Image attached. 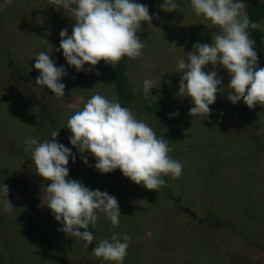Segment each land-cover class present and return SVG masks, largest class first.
Listing matches in <instances>:
<instances>
[{"label": "rangeland", "instance_id": "1", "mask_svg": "<svg viewBox=\"0 0 264 264\" xmlns=\"http://www.w3.org/2000/svg\"><path fill=\"white\" fill-rule=\"evenodd\" d=\"M137 2L148 5L158 19L141 22L143 30L137 35L145 47L140 57L129 59L126 71L139 95L122 105L168 140L169 154L183 165L179 178L164 177L173 198L166 196L164 186L148 190L119 169L102 174L90 167L79 176L69 173L90 189L114 196L122 216L114 228L101 214L95 229H88L95 236L88 248L58 231L62 225L41 204L49 181L35 172L25 138L43 141L58 130L56 140L76 153L70 131L62 127L92 95L117 98L109 74L115 67L101 60L93 71L77 72L67 65L62 50L55 49L60 30L71 34L75 22L48 5L49 0H0V183L8 186L13 206L0 211V264H101L91 250L113 232L130 238L123 264H264V105L232 104L227 99L229 74L219 65H208L204 70L217 71L224 91L217 92L208 118L190 116L191 98L178 95L181 73L176 63L195 42L211 43V34L218 30L194 13L190 0H180L172 12L161 10L163 0ZM260 23L264 33V19ZM51 46L50 58L68 72L61 80L64 98L35 83V57ZM257 56L264 67V49ZM145 78L156 86L151 96L142 91ZM44 101L55 115V129L41 111ZM147 105L162 114L148 112ZM171 113L178 114L170 118ZM83 155L94 165V157ZM75 161L84 164L80 154ZM213 215L224 225L217 227L208 218Z\"/></svg>", "mask_w": 264, "mask_h": 264}, {"label": "clouds", "instance_id": "2", "mask_svg": "<svg viewBox=\"0 0 264 264\" xmlns=\"http://www.w3.org/2000/svg\"><path fill=\"white\" fill-rule=\"evenodd\" d=\"M190 3L197 16L210 20L218 30L211 34V43L195 42L193 50L185 52L186 58L176 63V72L181 73L178 95L191 98L190 116L208 118L209 106L215 102L217 92L224 91L217 71L204 70L208 65L213 69L219 65L229 74L227 99L232 104L242 101L248 108L264 105V67L259 66L256 41L249 32L260 30L261 23L250 20L244 0H190ZM180 4V0H163L160 7L172 12ZM48 5L62 9L75 22L71 34L66 28L60 30L61 39L55 51L62 50L67 65L74 66L77 72L93 71L101 60L115 67L124 57H140L145 47L144 39L137 35L143 30L141 22L151 24L154 17L158 19L156 14L150 15L148 5L137 0H49ZM52 51L51 46L36 55L32 67L39 75L35 83L42 88L46 86L56 98H64L66 86L61 80L68 72L64 65L57 66L56 59L50 58ZM95 74L99 75V71ZM154 87L153 80H143L142 91L146 96H151ZM177 114L171 113L170 118ZM62 128L70 131L69 143L76 153L56 140L58 130L51 132V139L26 137L24 143L31 152L35 172L49 181L42 195V206L62 225L58 231L83 241L85 248L95 239L88 229L90 226L95 229L101 214L114 228L119 227L122 215L114 196L69 178L70 158L74 163L80 154L85 165L102 174L119 169L132 182L155 192L165 186L164 177L182 175L183 165L169 154V141L158 136L115 96L108 99L99 93L92 95ZM85 152L94 157V165H89ZM8 192V186L0 183V211L7 212L13 207ZM129 246L126 233L113 232L91 252L101 264H123Z\"/></svg>", "mask_w": 264, "mask_h": 264}, {"label": "trees", "instance_id": "3", "mask_svg": "<svg viewBox=\"0 0 264 264\" xmlns=\"http://www.w3.org/2000/svg\"><path fill=\"white\" fill-rule=\"evenodd\" d=\"M244 3L246 4V13L249 16L250 20L256 21L258 23L261 22V20L264 19V1L259 0H244ZM250 32V38L254 39L256 41L255 44V50L257 53H260L264 49V33L260 30L255 29H249ZM8 63L13 66L15 65L14 62L9 59ZM129 63V58L124 57L122 58L115 66L114 69H112L109 74L114 82V88L116 91L117 98L120 100L123 104L132 103L136 97L139 94H136V92L133 90V84L129 80L127 76V66ZM16 66V65H15ZM17 68V67H16ZM26 80V78H25ZM30 81V80H29ZM140 95H142L140 93ZM144 97V102L146 105V101L148 100L147 97ZM145 109L155 115H161L162 112L157 110L154 106H145ZM41 111L45 116L49 118L50 125L53 129L56 128V118L55 115L50 111L48 108V104L46 101L41 103ZM163 135V133H161ZM58 141V140H57ZM59 142V141H58ZM263 147L262 145H260ZM69 173L74 176H79L85 173L87 170H90V166L85 164H79L78 162H72L71 159H69ZM165 194L168 198H173L172 193L168 189L167 181H165V186L163 187ZM210 220L218 227L224 225V223L217 219L216 216H212V218L209 216Z\"/></svg>", "mask_w": 264, "mask_h": 264}, {"label": "water", "instance_id": "4", "mask_svg": "<svg viewBox=\"0 0 264 264\" xmlns=\"http://www.w3.org/2000/svg\"><path fill=\"white\" fill-rule=\"evenodd\" d=\"M186 211H188V210L186 209Z\"/></svg>", "mask_w": 264, "mask_h": 264}]
</instances>
